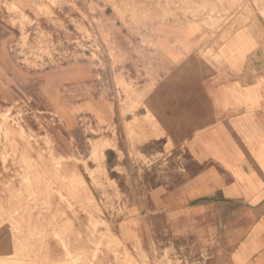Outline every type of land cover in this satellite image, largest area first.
Here are the masks:
<instances>
[{
    "label": "rangeland",
    "instance_id": "374dc122",
    "mask_svg": "<svg viewBox=\"0 0 264 264\" xmlns=\"http://www.w3.org/2000/svg\"><path fill=\"white\" fill-rule=\"evenodd\" d=\"M38 1L0 0V264H209L207 245L146 251L136 236L120 240L136 222L104 161L127 147L145 179L171 168L175 146L139 152L159 129L150 104L160 80L136 74L119 42L148 35L157 49L158 25L230 12L189 0ZM87 29L100 41H83Z\"/></svg>",
    "mask_w": 264,
    "mask_h": 264
},
{
    "label": "crops",
    "instance_id": "0c3cea01",
    "mask_svg": "<svg viewBox=\"0 0 264 264\" xmlns=\"http://www.w3.org/2000/svg\"><path fill=\"white\" fill-rule=\"evenodd\" d=\"M188 4L230 13L158 25L157 49L148 35L136 46L119 42L136 74L160 80L150 104L159 129L139 152L175 146L171 168L146 170L145 179L134 176L127 147L106 150L108 175L136 222L117 236L127 244L136 236L146 251L207 245L209 264H264V0ZM15 76L23 87L27 75Z\"/></svg>",
    "mask_w": 264,
    "mask_h": 264
},
{
    "label": "built area",
    "instance_id": "2783aa9c",
    "mask_svg": "<svg viewBox=\"0 0 264 264\" xmlns=\"http://www.w3.org/2000/svg\"><path fill=\"white\" fill-rule=\"evenodd\" d=\"M69 1L77 3V2H79V1L81 2L83 0H69ZM88 26H89V24H88ZM89 34H90V30L87 29V32L82 35V40L86 41L87 39L92 38V40H94L95 42L100 41L101 37L99 36V34L93 33L92 37H90ZM99 37H100V39H99ZM95 54H96V52H95Z\"/></svg>",
    "mask_w": 264,
    "mask_h": 264
},
{
    "label": "bare ground",
    "instance_id": "6f19581e",
    "mask_svg": "<svg viewBox=\"0 0 264 264\" xmlns=\"http://www.w3.org/2000/svg\"><path fill=\"white\" fill-rule=\"evenodd\" d=\"M35 4H39L38 0H33ZM99 175V171H91L90 177L95 178V176ZM32 201V200H31ZM29 204V202H28Z\"/></svg>",
    "mask_w": 264,
    "mask_h": 264
}]
</instances>
